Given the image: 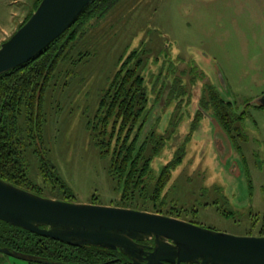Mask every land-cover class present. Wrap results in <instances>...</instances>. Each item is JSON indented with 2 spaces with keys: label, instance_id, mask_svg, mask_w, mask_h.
<instances>
[{
  "label": "rangeland",
  "instance_id": "374dc122",
  "mask_svg": "<svg viewBox=\"0 0 264 264\" xmlns=\"http://www.w3.org/2000/svg\"><path fill=\"white\" fill-rule=\"evenodd\" d=\"M31 2L0 0V22L18 26ZM76 45L44 94L41 139L34 136L27 154L29 180L46 197L60 194L39 173L44 158L72 190L73 202L121 206L123 186L110 176L109 157L99 154L86 122L98 111L119 59L143 48L148 55L143 72L148 104L138 146L151 128L164 133L177 103L167 98L175 78L182 77L191 97L190 104L186 97L180 102L186 120L151 163L154 177L183 143L199 106L202 84L188 85L190 67L202 68L223 100L251 116L240 124L246 140L235 136L236 141L212 117L201 120L163 190L168 210L203 228L259 236L264 219V108L256 106L264 94V0H122ZM154 182H149L151 188ZM217 206L232 213L231 218ZM0 264L28 262L0 254Z\"/></svg>",
  "mask_w": 264,
  "mask_h": 264
},
{
  "label": "trees",
  "instance_id": "16d2710c",
  "mask_svg": "<svg viewBox=\"0 0 264 264\" xmlns=\"http://www.w3.org/2000/svg\"><path fill=\"white\" fill-rule=\"evenodd\" d=\"M40 1L32 0L30 12L18 28L30 17ZM120 1L122 0H94L69 29L38 55L0 75V178L2 180L45 196L41 188L28 178L27 158L34 136L41 139L44 94L58 65L70 59L78 41L91 31L93 25L104 19ZM147 65L146 49H133L127 56H122L107 90L98 103V111L88 119L86 126L99 154L109 157L110 176L117 181L118 186H123L122 199H124L121 207L173 216L166 206V195L163 190L171 179L172 171L182 163L186 155L185 145L191 140L201 120L206 116L212 117L229 138L236 141V137L246 140L241 134L240 124L251 116L245 111H237L235 103L223 100L202 68L197 65L190 67L187 72L190 75L188 85L191 87L196 82L202 84L199 106L183 143L177 148L172 159L167 161L160 173L154 177L151 163L159 156L175 130L186 120L180 102L186 97L187 104H190L191 97L189 91L182 85V77L175 78L167 98L169 103L174 100L177 103L164 133H157L153 127L138 146L146 118L144 112L148 104L143 77ZM181 74L183 75L184 71ZM256 108H264V106L258 104ZM236 149L240 151L239 146ZM39 164V173L43 180L52 183L60 192L58 196L49 195V197L73 202L72 190L57 175L55 167L44 158L40 159ZM154 180L151 188L149 182ZM248 182L250 185L249 179ZM129 195L135 197V201ZM216 209L224 217L231 218L232 213H226L219 206ZM173 217L179 218V215L175 214ZM262 235H264V219L259 231V236ZM0 247L35 259L63 264H131L118 251L70 246L1 221ZM28 264L40 263L31 261Z\"/></svg>",
  "mask_w": 264,
  "mask_h": 264
},
{
  "label": "water",
  "instance_id": "95a60500",
  "mask_svg": "<svg viewBox=\"0 0 264 264\" xmlns=\"http://www.w3.org/2000/svg\"><path fill=\"white\" fill-rule=\"evenodd\" d=\"M93 1L41 0L0 44V75L38 55ZM257 102L264 106V94ZM0 221L70 246L118 251L131 264H264V235L235 236L160 213L46 197L1 178ZM0 254L63 264L5 247H0Z\"/></svg>",
  "mask_w": 264,
  "mask_h": 264
},
{
  "label": "crops",
  "instance_id": "0c3cea01",
  "mask_svg": "<svg viewBox=\"0 0 264 264\" xmlns=\"http://www.w3.org/2000/svg\"><path fill=\"white\" fill-rule=\"evenodd\" d=\"M15 15H18L19 16V14H15ZM18 23L19 24L21 23L20 19L18 20ZM18 26H15L14 28H12V27L11 28L4 27V25L0 22V44L3 41H5L7 38H9L14 33L15 29L18 28Z\"/></svg>",
  "mask_w": 264,
  "mask_h": 264
}]
</instances>
